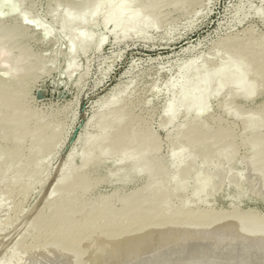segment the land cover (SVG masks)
I'll return each instance as SVG.
<instances>
[{"label":"rangeland","instance_id":"rangeland-1","mask_svg":"<svg viewBox=\"0 0 264 264\" xmlns=\"http://www.w3.org/2000/svg\"><path fill=\"white\" fill-rule=\"evenodd\" d=\"M23 2L0 0L1 21L18 19L31 28L28 39L17 29L10 33L15 35L12 39L0 33V78L11 80L25 72L19 87L21 97L30 85L28 99L45 116L27 115L57 129V137L47 142V158L41 160L39 174L31 179L36 181L34 185L21 188V183L14 185L16 180L10 181L12 187L0 184V264H76L74 254H81L79 264H171L176 256V264L195 259L207 264H264V190L257 187L249 168L246 142L251 134L244 130L247 118L264 105V87L257 76H246L255 93L250 89L247 94L233 93V87L223 80H219L221 90L214 85L208 90L199 119L217 127L208 134L218 142L211 150H193L194 159H188V165L173 152V144L177 131L193 122L194 111L201 105L180 107L166 127L162 116L183 80L186 64L191 61L200 68L210 61L222 68L230 56L226 49L216 50L215 46L244 33L264 35V0ZM69 2L85 5L77 11ZM131 17L146 29L143 35L122 37V25ZM115 23L119 24L116 29ZM230 44L236 47L237 42ZM232 60L239 67L240 57L232 56ZM111 99H120L118 104L123 99L133 101V113L155 135L157 156L166 168H187L183 195L188 212L184 216L176 213L168 221L155 220L142 231L132 227L113 239L100 233L85 237L76 247L79 251H61L38 241L33 244L27 232L33 217L64 176L70 153L72 168L81 165L83 148L75 146L76 138L89 117L93 121L88 132H96V116ZM193 133L192 137H204L196 130ZM228 145L235 150L226 149ZM96 167L97 177L123 175L132 163L127 155H114ZM142 179L135 175L126 189L98 184L94 193L106 198L114 192H129ZM244 250L248 254L240 252Z\"/></svg>","mask_w":264,"mask_h":264},{"label":"bare ground","instance_id":"bare-ground-1","mask_svg":"<svg viewBox=\"0 0 264 264\" xmlns=\"http://www.w3.org/2000/svg\"><path fill=\"white\" fill-rule=\"evenodd\" d=\"M18 1L24 3V0ZM84 5L79 2L68 3L70 8L77 11ZM28 9L31 10L30 7ZM118 27L119 24L115 23L114 29ZM122 27V37L143 35L146 29V26L139 25L134 17L129 18ZM15 29L22 31L26 39L30 37L28 31L31 28L18 19L17 22L0 20L1 34L12 39L15 35L10 33ZM263 39L264 35L258 36L249 32L240 37L227 38L217 47L215 46L216 50L226 49L230 56L222 68H219L218 63L210 61L205 67L200 68L194 67L191 61L186 64L182 68L183 80L175 87L174 95L163 110L164 127L174 121L180 107L189 109L203 104L208 97V90L213 85L221 90L223 86L219 84V80H223L224 85L233 87L235 90L232 91L233 93L247 94L246 91L249 89L251 93H255L252 82L246 79L249 73H253L257 76L259 85L264 87V41H261ZM234 41L237 42L236 47L230 44ZM232 56L240 57L239 67L232 60ZM24 73L15 75L11 80L0 78V184L11 186L13 184L10 181L16 180L13 182L14 185L21 183V188L24 186L26 188L28 183H32L34 174H39L38 169L43 165L41 160L44 157L47 158V142L57 137V129L47 128L50 124L32 120V116L28 117V113L40 115L42 119L45 115L34 108L29 101L30 85L21 97L19 87ZM119 100H108L105 111L96 116L99 119L97 123H94L96 130L94 134L88 132L93 120L91 117L87 119L75 141V146L83 148L82 163L79 167L72 168V153L69 154L64 176L54 187L45 204L43 203L41 210L33 217L28 228L27 232L33 244L38 241L50 244L52 248L55 247L61 251H69L78 249L76 247L83 244L84 239L94 234H110L109 237L113 239L129 233L133 228L142 231L147 224L157 222L155 220L168 221L177 216L176 213H183L184 216L186 214L184 212H188L183 195L185 179L188 175L187 168L180 169L179 166H174L172 170L166 168L161 158L157 156L158 145L155 135L147 129L146 125L141 124L133 113L132 109L135 105L133 101L123 99L124 101L118 104ZM203 106L194 111L193 122L188 123L183 130L179 129L175 135L173 152L187 165L189 160L194 159L193 150L204 148L211 150L218 142L214 135L208 134L210 130L215 131L217 127L213 126L211 121L199 119ZM229 111H231L230 108ZM46 129H49V133ZM261 129H264V105L255 110L244 122V130L251 134L247 144L245 143L251 155V159L248 158L250 167L247 166L251 169L252 175H255L257 179L255 182L260 185L257 187L264 190V133L260 132ZM194 130L199 134L203 133L204 137L199 135L192 137ZM226 149L235 150L232 145H228ZM114 155L129 156L132 168L126 173L123 172V175L110 174L97 177V164ZM135 175H140L143 179L139 187L132 191L114 192L106 198L94 193L98 184H118L120 188L126 189L125 187ZM35 178L37 179V175ZM210 185L211 183L209 187ZM194 214L197 215L198 212ZM222 214L224 215V212ZM74 255L76 264H79L81 254ZM194 262L199 263L196 259Z\"/></svg>","mask_w":264,"mask_h":264},{"label":"water","instance_id":"water-1","mask_svg":"<svg viewBox=\"0 0 264 264\" xmlns=\"http://www.w3.org/2000/svg\"><path fill=\"white\" fill-rule=\"evenodd\" d=\"M196 245H198V244H196ZM199 245L201 246V244H199ZM240 252L243 253V254H248L247 251H245V250H244V251H240ZM177 257L179 258V256H176V257L173 259V261H172L171 264H176V260H175V259H176ZM226 257H228V258H230V259H231V258H235V257H233V256H231V257L226 256ZM203 261H205V260H203ZM204 263H206V262H200V263H192V262H189L188 264H204ZM181 264H183V263H181ZM206 264H207V263H206Z\"/></svg>","mask_w":264,"mask_h":264}]
</instances>
